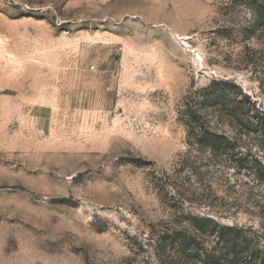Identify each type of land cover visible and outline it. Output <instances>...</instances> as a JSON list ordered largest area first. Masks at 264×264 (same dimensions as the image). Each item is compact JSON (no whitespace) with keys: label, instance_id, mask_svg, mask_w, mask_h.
I'll use <instances>...</instances> for the list:
<instances>
[{"label":"rangeland","instance_id":"374dc122","mask_svg":"<svg viewBox=\"0 0 264 264\" xmlns=\"http://www.w3.org/2000/svg\"><path fill=\"white\" fill-rule=\"evenodd\" d=\"M261 18L264 0H0V264H204L179 254L180 235L220 251L196 216L254 236L244 264L264 253V186L187 143L215 80L264 111Z\"/></svg>","mask_w":264,"mask_h":264},{"label":"trees","instance_id":"16d2710c","mask_svg":"<svg viewBox=\"0 0 264 264\" xmlns=\"http://www.w3.org/2000/svg\"><path fill=\"white\" fill-rule=\"evenodd\" d=\"M256 27L264 29V18L259 20ZM187 117V143L190 146L200 147L217 160L227 152L235 153L234 160L239 164L237 167L247 169L253 179L264 186V111L257 108L240 86L229 81H213L189 106ZM211 119L218 121L211 125ZM247 138L262 152L260 158L249 160V151L245 153L241 147ZM190 227L197 232L211 228L221 245L220 251L215 249L204 253L200 251L198 237L185 238L180 235V259L187 261L190 258L196 263L204 256L205 261H201L204 264H244L243 255L249 252L255 238L238 227L223 226L210 218L192 217ZM188 245L195 247L196 251H192ZM250 255L251 259L246 264H264V253L255 250L250 251Z\"/></svg>","mask_w":264,"mask_h":264}]
</instances>
